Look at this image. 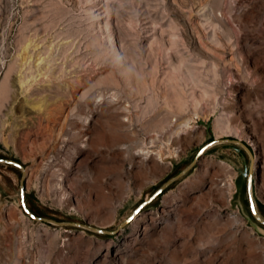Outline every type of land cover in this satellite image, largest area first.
I'll use <instances>...</instances> for the list:
<instances>
[{
  "label": "rangeland",
  "instance_id": "rangeland-1",
  "mask_svg": "<svg viewBox=\"0 0 264 264\" xmlns=\"http://www.w3.org/2000/svg\"><path fill=\"white\" fill-rule=\"evenodd\" d=\"M0 158L114 231L0 163V264H264V0H0Z\"/></svg>",
  "mask_w": 264,
  "mask_h": 264
},
{
  "label": "water",
  "instance_id": "water-1",
  "mask_svg": "<svg viewBox=\"0 0 264 264\" xmlns=\"http://www.w3.org/2000/svg\"><path fill=\"white\" fill-rule=\"evenodd\" d=\"M219 143H233V144L239 145V146H241L249 154V156H250V158L252 160H254V158H255V155H254L252 149L248 146V144H246L241 139L231 138V137L214 138L212 141H210L209 143H207L203 147H201V149L198 151V153L194 157L193 161L187 167H185L180 172H178L174 176L170 177L166 182H164L156 190V192L152 195L151 199H153L154 197H156L157 195H159L160 193H162L165 189H167L175 181H177L178 179H180L181 177H183L185 174H187L197 164L198 160L206 153V151L208 149H210L211 147H213L214 145H217ZM0 163L6 164V165L15 166V167H17L21 171V173H22L21 180H20L21 203H22V207H23L24 211L32 219H34L36 221L44 222V223H50V224L58 225V226L85 227V228H88V229H90V230H92L94 232H97V233H113L114 232V231H109V230H105V229H102V228H98V227H95V226L87 225V224H84V223H81V222H76V221H59V220H56V219H53V218L36 215L35 213H33L30 210V208L27 205V201H26V187H25V183H26L27 171H26L25 166L22 163H20L19 161L14 160V159H10V158H0ZM253 165L251 166V168L249 170L248 178H247V193H248L249 205H250L251 212H252L253 216L255 217V219L258 222L264 224V218L260 215V213L258 211L257 204H256V201H255V198H254V193H253V185H254V181H253L254 180V169H253ZM145 204H146V202H143L132 213V215L129 218H127L119 226V228L125 226L134 217V215H136L140 211V209Z\"/></svg>",
  "mask_w": 264,
  "mask_h": 264
},
{
  "label": "trees",
  "instance_id": "trees-1",
  "mask_svg": "<svg viewBox=\"0 0 264 264\" xmlns=\"http://www.w3.org/2000/svg\"><path fill=\"white\" fill-rule=\"evenodd\" d=\"M237 147H238V149H240L241 151H243L244 153H246L247 154V152L241 147V146H238V145H236ZM180 172V171H179ZM178 173V172H177ZM176 173V174H177ZM173 185V184H172ZM172 185L171 186H169L168 187V189L169 188H171L172 187ZM26 199H27V194H26ZM245 203L247 204V206L249 207V209H250V205H249V199L247 198L246 199V201H245ZM27 205H28V207L30 208V210L33 212V213H35L36 215H39V216H43V214L41 213V211L39 210V209H37V208H35V207H33L31 204H29V203H27ZM261 207H262V205H260ZM257 208H258V211H259V204H257ZM250 213H251V216L253 217V219H255V217L253 216V214H252V212H251V209H250ZM260 213V212H259ZM261 215V214H260ZM262 216V215H261ZM256 220V219H255ZM257 221V220H256ZM258 222V221H257ZM260 223V222H259ZM261 224V223H260ZM262 226H264V224H261Z\"/></svg>",
  "mask_w": 264,
  "mask_h": 264
},
{
  "label": "bare ground",
  "instance_id": "bare-ground-1",
  "mask_svg": "<svg viewBox=\"0 0 264 264\" xmlns=\"http://www.w3.org/2000/svg\"><path fill=\"white\" fill-rule=\"evenodd\" d=\"M257 165H258L257 160H255V161H254V165H253V169H254V171H255V169L257 168Z\"/></svg>",
  "mask_w": 264,
  "mask_h": 264
}]
</instances>
